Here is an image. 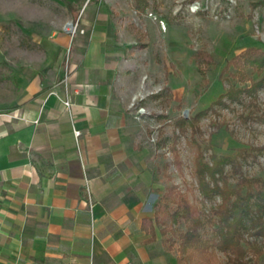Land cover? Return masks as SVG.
Returning a JSON list of instances; mask_svg holds the SVG:
<instances>
[{"label":"rangeland","instance_id":"1","mask_svg":"<svg viewBox=\"0 0 264 264\" xmlns=\"http://www.w3.org/2000/svg\"><path fill=\"white\" fill-rule=\"evenodd\" d=\"M134 1L0 0V112H12L44 83L51 85L61 74L62 79L68 65L96 43L103 60L143 69L129 110L146 148L156 202L169 185L199 200L197 148L205 158L211 152L230 156L247 175L264 178V84L260 109L251 114L238 103L209 110L196 121V131L176 124L206 108L226 81L246 86L264 75L249 65H225L246 48L264 51V0H147L142 12ZM226 169L233 183L237 174L228 164ZM216 202L202 208L212 215ZM167 229L161 237L168 249L166 239L174 241L170 250L177 256L184 222L180 218ZM215 255L227 264L221 251ZM255 263L264 264V253Z\"/></svg>","mask_w":264,"mask_h":264},{"label":"crops","instance_id":"2","mask_svg":"<svg viewBox=\"0 0 264 264\" xmlns=\"http://www.w3.org/2000/svg\"><path fill=\"white\" fill-rule=\"evenodd\" d=\"M136 68L103 60L95 43L0 112V264H177L130 115Z\"/></svg>","mask_w":264,"mask_h":264},{"label":"trees","instance_id":"3","mask_svg":"<svg viewBox=\"0 0 264 264\" xmlns=\"http://www.w3.org/2000/svg\"><path fill=\"white\" fill-rule=\"evenodd\" d=\"M146 5L147 0L134 1L138 12H142ZM198 53L205 60L209 59L203 50ZM225 65L239 69L249 65L257 73H262L264 51L256 47L246 48L227 60ZM242 77L239 71V78ZM228 81L223 93L194 115L179 117L177 126L188 123L196 131V121L209 110L216 113L221 106L239 103L248 109V114L260 109L258 91L264 84V75L246 86L236 87ZM227 164L237 174L233 183L229 180ZM193 171L197 202L191 201L175 185H169L155 203L154 222L161 225L162 233L167 232V225H174L180 218L184 222L185 229L178 232L177 264H222L215 255L216 251L226 256L227 264H250L249 253L253 255L252 264H256L257 258L264 253V178L247 175L241 164L230 156L211 152L205 158L199 148ZM215 199L213 214H207L202 205ZM166 217L168 223H165ZM166 240L172 249L174 241Z\"/></svg>","mask_w":264,"mask_h":264},{"label":"built area","instance_id":"4","mask_svg":"<svg viewBox=\"0 0 264 264\" xmlns=\"http://www.w3.org/2000/svg\"><path fill=\"white\" fill-rule=\"evenodd\" d=\"M63 102L65 103V104H68V101L65 99V100H63ZM74 133L77 135L78 133H79V131L78 130H74Z\"/></svg>","mask_w":264,"mask_h":264}]
</instances>
